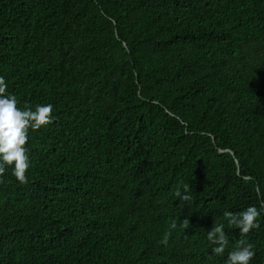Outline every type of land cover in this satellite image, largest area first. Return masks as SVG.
I'll list each match as a JSON object with an SVG mask.
<instances>
[{"label":"trees","instance_id":"1","mask_svg":"<svg viewBox=\"0 0 264 264\" xmlns=\"http://www.w3.org/2000/svg\"><path fill=\"white\" fill-rule=\"evenodd\" d=\"M0 76L55 117L0 183V264H225L224 211L264 206V0H0Z\"/></svg>","mask_w":264,"mask_h":264},{"label":"clouds","instance_id":"2","mask_svg":"<svg viewBox=\"0 0 264 264\" xmlns=\"http://www.w3.org/2000/svg\"><path fill=\"white\" fill-rule=\"evenodd\" d=\"M7 83L3 76H0V183H3V176L6 167H12V175L21 184L28 183L27 171L31 167L29 149V130H39L54 122V105L37 104L32 106L25 104L19 107L20 101L15 94L7 92ZM189 185L182 183L175 190V196L182 202H191ZM264 211V206L258 209L256 206H248L239 213L224 211L223 217L229 227L239 229L241 239L228 252L225 264H251L255 257L254 245L243 237L253 230L260 228V217ZM189 220L184 219L181 226L186 229ZM177 228V222L171 221L168 231L163 235L161 244L167 245L172 230ZM207 240L214 245L212 252L217 256H222L229 245V239L225 231L224 223H217L207 233Z\"/></svg>","mask_w":264,"mask_h":264},{"label":"water","instance_id":"3","mask_svg":"<svg viewBox=\"0 0 264 264\" xmlns=\"http://www.w3.org/2000/svg\"><path fill=\"white\" fill-rule=\"evenodd\" d=\"M222 152L226 151V150H221ZM239 173H240V170H239Z\"/></svg>","mask_w":264,"mask_h":264}]
</instances>
